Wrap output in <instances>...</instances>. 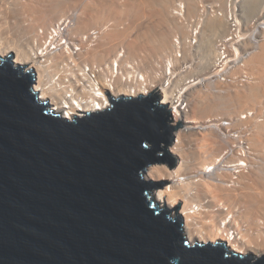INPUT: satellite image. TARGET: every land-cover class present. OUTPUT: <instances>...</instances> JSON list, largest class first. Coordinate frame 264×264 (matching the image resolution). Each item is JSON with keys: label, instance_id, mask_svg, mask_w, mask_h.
<instances>
[{"label": "bare ground", "instance_id": "obj_1", "mask_svg": "<svg viewBox=\"0 0 264 264\" xmlns=\"http://www.w3.org/2000/svg\"><path fill=\"white\" fill-rule=\"evenodd\" d=\"M63 1L50 2L54 20L44 25L47 21L38 12L39 22L22 20L31 0H0V56L11 54L16 64L33 69V87L40 100H47L69 120L109 108L111 96L137 92L146 96L160 86L161 103L167 106L170 125L177 128L168 146L175 159L173 168L151 167L143 177L164 184L153 194L156 202L183 221L190 244L221 242L238 255L264 256V150L260 151L264 149V42L244 61L251 80L233 85L230 78L238 68L231 66L229 80H221L219 70L223 65L227 75L225 69L234 61L232 54L221 60L222 40H215L226 33L223 18L209 17L197 26L196 20L188 18L195 11L194 0H185L183 20L171 15L169 0H128L120 5L113 0H87L67 14L68 0ZM245 6L250 17L256 13L252 19L264 17V1L241 0L240 5L239 0L238 7ZM148 7L158 28H151L156 26L153 21L132 38L134 23L145 17ZM125 15L136 18L132 26L119 21ZM14 18L21 20L14 23L29 34L28 42L13 38L20 35L12 30ZM40 21L44 26L36 28ZM100 21L105 26L96 25ZM175 29L179 30L171 36ZM138 37L146 38L144 44L138 43ZM124 40L125 48L121 47ZM148 48L154 53L146 52ZM193 54L206 75H199V69L189 63ZM155 57L163 60L154 62ZM233 103L243 111L228 113L234 110ZM223 107L228 114L218 113ZM249 111H255L254 117L243 120L241 115Z\"/></svg>", "mask_w": 264, "mask_h": 264}, {"label": "water", "instance_id": "obj_2", "mask_svg": "<svg viewBox=\"0 0 264 264\" xmlns=\"http://www.w3.org/2000/svg\"><path fill=\"white\" fill-rule=\"evenodd\" d=\"M0 56V264H264L221 242H190L144 180L173 168L176 127L158 94L111 96L72 120ZM178 215V207L175 208Z\"/></svg>", "mask_w": 264, "mask_h": 264}, {"label": "built area", "instance_id": "obj_3", "mask_svg": "<svg viewBox=\"0 0 264 264\" xmlns=\"http://www.w3.org/2000/svg\"><path fill=\"white\" fill-rule=\"evenodd\" d=\"M173 1V16L177 20H183L185 15V4L182 0H172ZM239 0H228L227 4L221 8L219 6H215L213 3H209L208 5L202 6V10H200L199 16L196 18L197 26H200L201 23H204L207 18L221 16L227 24L226 33L223 38H219L222 41L218 44L220 48V55L221 60H226L224 56L228 54H232L231 57L232 62L229 63L230 67H226L225 72L227 75L223 73L224 66L221 65L219 67L221 80L227 79L229 80L228 72L231 70V66L233 65L235 68H238V73L234 78H230V82L233 85H239L241 83H246L251 80L249 74L245 70L244 61L253 53H255L259 45L264 42V17L261 19H257L254 23L249 26L247 30L241 29V23L237 18V5ZM237 4V5H236ZM196 23V22H194ZM247 31V32H244ZM225 53V54H224ZM179 55V54H178ZM169 74V72H168ZM167 74V76H168ZM220 77V76H219ZM218 77V78H219ZM154 91L160 97V101H163V91L159 87L155 88ZM127 95V94H126ZM137 95H143L142 92H137L135 95L134 93H130L131 97H135ZM147 95V94H145ZM128 96V97H130ZM184 107V106H183ZM168 109L171 111L170 107ZM255 112V111H254ZM254 112L249 111L246 114H242L241 118L244 120L246 116H250L249 118L254 117ZM172 114V112H171ZM244 122V121H243ZM244 130V129H242ZM242 130H239L238 133H241Z\"/></svg>", "mask_w": 264, "mask_h": 264}, {"label": "rangeland", "instance_id": "obj_4", "mask_svg": "<svg viewBox=\"0 0 264 264\" xmlns=\"http://www.w3.org/2000/svg\"><path fill=\"white\" fill-rule=\"evenodd\" d=\"M28 1H30V0H28ZM85 1H87V0H68V4H67V6H68V8H67V11H66V14L68 13V11H69V13H70V11L72 12V10L73 9H79L81 6H82V3H84ZM100 1V0H99ZM113 1H115L117 4H121L122 2L123 3H125L126 1H128V0H113ZM125 1V2H124ZM184 3H185V7H186V10H187V4H186V1L185 0H182ZM263 1L264 0H260V3L262 2L263 3ZM50 2H54V4H55V2H56V0H54V1H51V0H31V2H28L27 4H30V5H26L27 7H26V14H27V17L26 18H23L22 20L23 21H25V19H26V21H30V20H32V23L34 24L35 22V20H36V22H39V21H37L38 19H40V18H38L37 19V17H36V15L38 14V13H40V14H42V15H44V16H42V17H44L43 19H44V21L46 22L45 24L43 23V21H40V23H36L37 25V27L36 28H40L41 26H44V25H49V24H51L52 23V20H54V13H53V10L51 9L54 5L52 4V3H50ZM58 2H60L59 4H62V2H64L63 0H58ZM95 2H97V0H95ZM119 2V3H118ZM193 2H195L194 3V5H195V9H194V7H193V10H195L194 12H192V14H190L189 16L190 17H188V18H192L193 20H196V18L199 16L198 14H200V13H198L200 10H202V6H204V5H208L209 3H213V4H215V6H219V8H221V7H223V6H225L226 4H227V2H228V0H194ZM35 3V4H34ZM70 3V4H69ZM122 3V4H123ZM39 4V5H38ZM51 4V5H50ZM169 4H170V7H172L173 5H172V0H169ZM33 5V6H32ZM53 5V6H52ZM240 5H241V0H240ZM28 7L31 9H28ZM39 7V8H38ZM79 7V8H78ZM246 7V6H245ZM150 7H148L145 11H146V15H145V17H143V18H138V20H137V22H135L134 24L136 25V26H134V28H133V30H132V32H131V37L132 38H134L135 37V35H137L139 32L137 31V30H139V29H142V27H144V25H152L153 24V21H154V24H156V26L155 25H152V27L151 28H158V25H157V21L155 20L156 19V17L153 15V13H152V11H150V9H149ZM27 9H28V11H27ZM36 9V10H35ZM51 9V10H50ZM236 9H237V11H236V13H237V18H238V20H239V22L241 23L240 25H241V29H242V27H243V29L244 30H246V29H248L249 28V26H251V24L252 23H254V21L255 20H257V19H252V17L256 14V13H254V14H252L251 15V17L246 13V9H247V7L246 8H244V7H238V5H237V7H236ZM152 10V9H151ZM170 13H171V15L173 16V10L170 8ZM246 10V11H245ZM38 12V13H37ZM42 12V13H41ZM49 14V15H48ZM50 14H51V16H50ZM197 14V15H196ZM46 15H48L47 17H46ZM53 15V16H52ZM194 16H196V17H194ZM35 17V18H34ZM50 17V18H49ZM132 17V18H131ZM131 17H129V16H122V18H119L120 20V22H122L123 24H125V25H127L128 26V24L130 25V23L132 22V20H135L136 18L133 16V15H131ZM194 17V18H193ZM219 18H222L221 16H218ZM19 18V17H18ZM117 18V17H116ZM134 18V19H133ZM214 18H216V17H214ZM16 18H14V19H12L13 21H12V26L14 27V29L12 28V30H14L15 32H20V35H18V34H14V35H12L13 36V38H15V40L17 39L18 40V42H21V43H25V41H29V39L27 40L26 38H27V36L29 35H27V33H26V35H24V33H22V30H23V28L21 29L20 27L21 26H19V27H17V25H16V23H14V20H15ZM29 19V20H28ZM34 19V20H33ZM118 19V18H117ZM116 19V20H117ZM261 19V18H260ZM114 20L115 19H111V21H109V23H113L114 22ZM148 20V21H147ZM253 20V21H252ZM16 21L18 22H20L21 20H18V19H16ZM15 21V22H16ZM144 21V22H143ZM150 21H151V24H150ZM156 21V22H155ZM189 21V20H188ZM223 21H224V19H223ZM101 22V21H100ZM100 22H98L96 25H98V26H100L99 24H103L102 26H105L104 25V22L102 21L101 23ZM134 22V21H133ZM140 24H139V23ZM149 23V24H146V23ZM189 22H191V21H189ZM13 23H14V25H13ZM25 23H27V22H24V24ZM139 24L138 26H137V24ZM40 24V25H39ZM42 24V25H41ZM44 24V25H43ZM132 25H133V23H131ZM224 24H225V26H226V28L224 29L225 31H226V29H227V24H226V22L224 21ZM94 26V28H98V26ZM132 25H130V26H132ZM122 26V25H121ZM154 26V27H153ZM25 27V26H24ZM28 27V26H27ZM93 28V29H94ZM24 29H26V28H24ZM242 29V30H243ZM18 30V31H17ZM92 30V29H91ZM179 29H175V30H173V31H171V36H173V35H175L174 33V31H178ZM31 31V30H30ZM248 31V30H247ZM246 31V32H247ZM137 32V33H136ZM223 34H224V31L221 33V34H218V36L217 37H215V40L216 39H219L221 36H223ZM19 37V38H18ZM130 37V38H131ZM140 39V40H139ZM142 39H144V37H142V38H140V37H138V39H137V41H138V43L139 44H144L143 43V41L144 40H146V38L142 41ZM20 40V41H19ZM140 41H141V43H140ZM123 43H121V47H123V44L124 43H126L125 42V40L124 41H122ZM120 46V45H119ZM124 48H125V44H124ZM143 50V49H142ZM146 50V49H145ZM148 50H149V48H148ZM146 52H153L154 53V51H147L146 50ZM141 53H143V52H141ZM157 56V55H156ZM158 57V56H157ZM157 57H155V58H152V60L155 62V60L157 59ZM162 58V57H161ZM160 57L156 60V62L159 60V59H161ZM191 58H193V59H191L192 60V62H189L191 65H194L193 67H195L196 68V70L197 69H199V70H197V71H200L201 72V74H199V75H206L205 73H204V71L203 70H201L198 66H199V63L198 62H201L200 61V59L198 58V56L197 55H192L191 56ZM163 60V58L161 59V61ZM160 61V60H159ZM158 61V62H159ZM157 62V63H158ZM156 63V64H157ZM197 63V64H196ZM201 64V63H200ZM195 68H194V70H195ZM190 71V70H189ZM195 73H196V71H195ZM185 74V73H184ZM182 75V74H181ZM202 75V76H203ZM186 76H187V74H186ZM182 78H186L185 77V75H182L181 76ZM205 77V76H204ZM203 91H205V90H203ZM209 99H211V98H209ZM263 99H264V97H263ZM262 99V100H263ZM255 103V102H254ZM254 103H251L250 104V107H251V105L252 104H254ZM261 103H257V104H254L253 106H258V105H260ZM234 105V106H233ZM233 105H232V109H234L233 111H229V110H224L225 108L223 107V111H219L218 113H224L225 115L226 114H228V113H230V112H232V113H234V112H242L243 110H242V108H240V106H238L237 105V103H233ZM236 107V108H235ZM239 107V108H238ZM249 107V108H250ZM217 111V110H216ZM225 111H229L228 113L227 112H225ZM223 114V115H224ZM224 115V116H225ZM262 150H264V149H261L260 151H262ZM156 193V192H155ZM155 193H154V196H155ZM242 203V202H241Z\"/></svg>", "mask_w": 264, "mask_h": 264}]
</instances>
